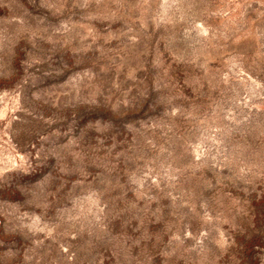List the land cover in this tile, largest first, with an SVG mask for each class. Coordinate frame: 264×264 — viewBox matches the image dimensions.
<instances>
[{
    "label": "rangeland",
    "instance_id": "obj_1",
    "mask_svg": "<svg viewBox=\"0 0 264 264\" xmlns=\"http://www.w3.org/2000/svg\"><path fill=\"white\" fill-rule=\"evenodd\" d=\"M0 264H264V0H0Z\"/></svg>",
    "mask_w": 264,
    "mask_h": 264
}]
</instances>
